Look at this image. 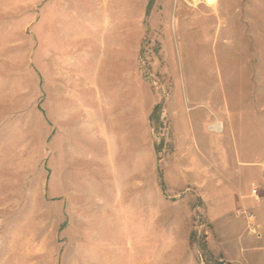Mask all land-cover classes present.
I'll use <instances>...</instances> for the list:
<instances>
[{
	"label": "rangeland",
	"instance_id": "1",
	"mask_svg": "<svg viewBox=\"0 0 264 264\" xmlns=\"http://www.w3.org/2000/svg\"><path fill=\"white\" fill-rule=\"evenodd\" d=\"M83 15L130 44L122 216L45 107ZM0 264H264V0H0Z\"/></svg>",
	"mask_w": 264,
	"mask_h": 264
},
{
	"label": "crops",
	"instance_id": "2",
	"mask_svg": "<svg viewBox=\"0 0 264 264\" xmlns=\"http://www.w3.org/2000/svg\"><path fill=\"white\" fill-rule=\"evenodd\" d=\"M83 16H79V23L71 24L79 31L74 34L75 46L71 47L73 52L69 55V62L76 68L61 72L59 76L67 79H60L54 100H46L45 107L53 122L60 126L65 173L87 178L95 173L100 175L101 182H108L109 188L115 191L119 188L122 197L114 206L122 216L126 209L117 208L134 203L133 198L124 199L133 148L136 164L145 152L142 144L133 142L131 136V113L135 104L132 103L130 75L126 71L130 44L126 36L122 37L126 28L122 29L117 22L102 20L95 24ZM65 36L68 37L67 33ZM110 51L112 56L108 59L106 54ZM116 62L125 63L123 71ZM250 168L255 173L254 168ZM116 182L121 186L117 187Z\"/></svg>",
	"mask_w": 264,
	"mask_h": 264
},
{
	"label": "bare ground",
	"instance_id": "3",
	"mask_svg": "<svg viewBox=\"0 0 264 264\" xmlns=\"http://www.w3.org/2000/svg\"><path fill=\"white\" fill-rule=\"evenodd\" d=\"M213 2H214V0H208V3H213ZM218 123L220 124V127L219 128H217ZM222 126H223L222 123L219 122L218 120H216L215 122H213L212 124H210L208 127H209V129H211L213 131L221 132L223 130V127Z\"/></svg>",
	"mask_w": 264,
	"mask_h": 264
},
{
	"label": "built area",
	"instance_id": "4",
	"mask_svg": "<svg viewBox=\"0 0 264 264\" xmlns=\"http://www.w3.org/2000/svg\"><path fill=\"white\" fill-rule=\"evenodd\" d=\"M252 193H255V187H254V185H253ZM248 220L249 221H253L254 220V214H252V213L251 214H248ZM251 231L253 233H255V226L252 227Z\"/></svg>",
	"mask_w": 264,
	"mask_h": 264
}]
</instances>
